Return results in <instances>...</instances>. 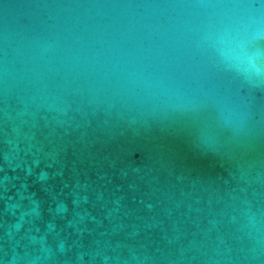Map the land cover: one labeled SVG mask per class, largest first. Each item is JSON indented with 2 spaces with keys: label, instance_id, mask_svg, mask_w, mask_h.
Returning <instances> with one entry per match:
<instances>
[{
  "label": "water",
  "instance_id": "1",
  "mask_svg": "<svg viewBox=\"0 0 264 264\" xmlns=\"http://www.w3.org/2000/svg\"><path fill=\"white\" fill-rule=\"evenodd\" d=\"M0 264H264V0H0Z\"/></svg>",
  "mask_w": 264,
  "mask_h": 264
}]
</instances>
